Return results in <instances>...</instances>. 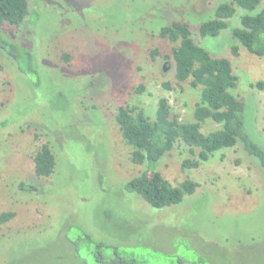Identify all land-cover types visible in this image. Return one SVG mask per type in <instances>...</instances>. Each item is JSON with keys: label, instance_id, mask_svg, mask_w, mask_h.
Listing matches in <instances>:
<instances>
[{"label": "rangeland", "instance_id": "1", "mask_svg": "<svg viewBox=\"0 0 264 264\" xmlns=\"http://www.w3.org/2000/svg\"><path fill=\"white\" fill-rule=\"evenodd\" d=\"M27 1L19 26H0L1 37L32 55L18 70L0 51V212H15L0 225V264H98L88 251L99 240L133 251L141 264H264V169L240 144L197 168L182 167L198 148L192 155L181 141L160 159L161 175L172 185L197 182L191 197L204 203L156 210L119 188L145 166L131 160L118 106L138 105L152 119L166 96L182 120L194 119L201 89L190 78L177 82L175 43L158 35L173 20L186 22L212 56L231 61L238 77L232 93L245 102L246 128L264 148V87L251 85L264 81V56L241 45L237 55L230 51L240 13L217 36L198 34L216 5L231 0ZM262 7L264 0L252 12ZM217 128L206 120L201 131ZM46 142L56 168L37 177L33 155ZM22 182L37 189L22 190Z\"/></svg>", "mask_w": 264, "mask_h": 264}, {"label": "trees", "instance_id": "2", "mask_svg": "<svg viewBox=\"0 0 264 264\" xmlns=\"http://www.w3.org/2000/svg\"><path fill=\"white\" fill-rule=\"evenodd\" d=\"M260 0H231L216 5L213 16L202 21L197 29L199 36H217L229 25V19L239 16V26L231 29V36L237 45L230 48L232 54H238V45L248 52L264 56V7L252 12ZM29 14L27 0H0V26L7 23L19 26ZM158 35L175 43L171 49L174 62V76L178 83L190 78L192 87H200L199 99L193 108V121H184L175 112L166 96L157 100L154 118H150L143 107L138 105H120L117 107L115 120L122 139L132 148L131 160L144 164L139 174L122 182L121 193L127 199L129 193L138 195L150 208L159 210L181 202L204 203V199H193L198 183L186 178L178 185H172L157 170L160 159L166 155L178 141L188 146L189 153L196 158L183 159V168H197L202 162L212 157L222 148H232L240 144L244 151L252 156L264 169V148L250 135L245 125L243 100L237 98L232 90L237 85L238 77L233 72L231 61L226 57H214L191 36L189 25L181 20H173L160 27ZM0 51L18 65L24 57L31 61L32 55L23 50L21 45L0 36ZM156 49L151 50L152 57ZM67 57V56H66ZM168 59L169 55H165ZM170 89L168 83H163ZM259 88L264 81L251 83ZM139 86L136 90H142ZM206 120L219 124V128L209 132L201 131ZM34 172L37 177H49L56 168V157L48 142L43 143L33 155ZM22 190L33 191L37 187L22 182ZM186 197H190L186 200ZM121 202L123 198H120ZM118 205V204H117ZM134 209V208H133ZM135 210V209H134ZM139 213L141 221L149 220ZM108 212H112L108 210ZM15 215L13 210L0 212V225L10 221ZM90 240V237L87 236ZM91 241V240H90ZM93 243V242H92ZM98 264H141L134 252H127L99 240L88 251Z\"/></svg>", "mask_w": 264, "mask_h": 264}, {"label": "water", "instance_id": "3", "mask_svg": "<svg viewBox=\"0 0 264 264\" xmlns=\"http://www.w3.org/2000/svg\"><path fill=\"white\" fill-rule=\"evenodd\" d=\"M166 69V65L165 64H163V70H165Z\"/></svg>", "mask_w": 264, "mask_h": 264}]
</instances>
